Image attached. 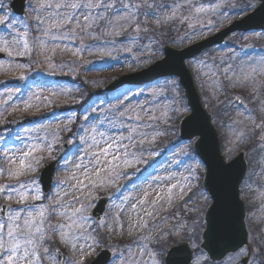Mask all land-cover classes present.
I'll return each instance as SVG.
<instances>
[{"label":"snow or ice","instance_id":"obj_1","mask_svg":"<svg viewBox=\"0 0 264 264\" xmlns=\"http://www.w3.org/2000/svg\"><path fill=\"white\" fill-rule=\"evenodd\" d=\"M260 6L264 7V0H260ZM29 7L33 8L35 14L34 31L39 33L31 42L29 40L30 26L23 20L9 19L5 0H0V12L5 13L0 16V25L4 26L5 32V35H0V53H7L9 57H13V55L32 57L35 52H38L43 57V63L47 64V75L55 74L57 65L54 63V57L57 51H71L67 47L60 49L56 42L79 40L81 43L74 51H71L73 58L80 57L85 52L91 55L94 49L99 51L101 56L110 55V52H106L101 44L111 45L114 49L117 44L115 37L128 32V29H131L129 37H135L131 39V43H136L141 33H152V36L148 37L151 41L156 35V28L149 26V19L160 28L177 19H181L182 22H187L190 19L187 16L179 17L177 15L183 5L175 3V0L171 4L167 0H36L35 6L29 4ZM253 8H255L254 3L244 5L245 10ZM212 23L211 20L208 21V24ZM17 24L24 30L18 31ZM189 27L191 28L193 25L189 24ZM160 35L164 34L161 32ZM86 37L96 43H83ZM102 37H112L113 39H102ZM188 38L191 39V37ZM124 50L130 52L132 49L126 47ZM33 63L39 65L41 60L37 59ZM73 63H75V59ZM85 63L92 62L86 61ZM197 63L203 64L204 62L198 61ZM253 63L260 66V72H257L256 67H252V72L257 75L264 74V58ZM221 64L224 77L218 84L215 79L218 71L215 68L210 72L203 73L197 69L198 74L204 75L216 85L212 89L213 98L218 99L217 93L223 91L226 86L249 87L251 76L245 72L243 67L237 73L231 64L224 65L223 61ZM65 66L64 63L59 65L61 68ZM5 67L11 71L13 66L11 64L5 66L0 62V69H5ZM15 67L34 70L37 73V78H39L40 72L45 71L42 67L32 69L31 65L22 63L16 64ZM228 73H232V75H228ZM17 78L26 79L25 71H20ZM225 81L227 85H225ZM169 85V90L176 93L179 87L177 81L173 79ZM36 86L42 85L36 84ZM15 91L10 90L7 98L0 102V105H6L8 100L15 95ZM158 94L163 93H153V95ZM251 94L253 96L257 94L255 87L251 89ZM55 96V92L48 95L33 92L29 99L51 103V98ZM123 99H129V97L125 95ZM208 103L211 106L212 98H209ZM241 106H243V102H241ZM32 107V104L25 103L26 109ZM167 108L168 106H165L164 111L155 115L151 109H145L143 105L122 107L121 104H116L109 110L111 115L105 116L103 119L96 116L94 120H90L89 116L85 114L84 120L88 122V127L82 126L79 129L82 134L79 136V144L71 161L74 171L63 178L58 177L56 181L58 190L47 197L42 195L39 181L35 176L28 181H23L20 177L36 172L45 159H54L53 152L57 141L60 140L58 133L62 130L70 132L71 128L68 124L63 125L62 128L58 125L52 131L50 142H48L47 135L39 143H24L19 134L9 137V142L21 141L22 147L13 149H9L6 145L0 147V179L15 181V184L0 183V198L8 201V203L0 204V264H83L82 257L85 254V249H89L88 254H91L102 243L91 234L89 229L96 231L101 227H111L104 220H98L93 229L92 217L86 214L92 207L93 192L107 186L115 187L116 182L126 174L124 170L133 166V161L136 163L146 162L143 160L144 145L155 144L159 137L165 135L164 131L159 130V125L152 122L167 123L171 120L172 116L169 115ZM182 109L187 110L183 104L173 107L171 109L173 116L178 118L182 114ZM92 111L96 112L97 110L93 108ZM140 112H144L145 115H140ZM245 114L252 125V128L249 129L253 133L251 138L256 139L258 135L261 141L259 147L264 150V98L259 101L257 115L254 116L251 109H248L246 113H241V115ZM71 122L70 118L69 124ZM239 123H243V121H239ZM39 130L33 128L26 129L25 132L27 134ZM246 135V133L240 132L238 140H244ZM3 141L4 137L0 136V142ZM193 144L197 148L199 147L198 141H193ZM45 152L47 156L43 155ZM182 154L188 155L187 152ZM68 163L69 161L65 158V167ZM233 163L224 165L221 161V167L231 168ZM200 168L199 164L190 167L188 174L181 176L180 179L171 174L163 177L156 176L154 180L145 178L144 183L147 186L143 189L137 188V191L142 192L139 199L131 193L127 196L120 193L121 204L114 206L116 208L114 216L116 224L123 230L124 223L120 221V214L126 211L125 206H129L127 207L129 231L147 229L137 237L136 241H133V243L144 241L139 252L131 253V249H129L130 257L124 261V264H224L225 260H227V264H264V231L261 229H253L260 235H253L250 241L246 236L243 242L233 248H226L220 256L214 252L215 238L235 230L227 185H223L219 189L212 186L198 189L200 198L209 205L207 230L203 233V243H201L199 216L191 223L185 220L170 227L161 228L156 225L149 228V221L159 212L167 211L165 205L171 207L177 199L184 201L186 212L198 213L200 211L193 199L197 193L187 195L192 193L194 187H197L195 182L199 181ZM208 175H212L211 168L208 169ZM259 175L264 178V167L261 168ZM157 181L160 183L156 188H153L152 184ZM165 181L169 183L165 185ZM172 181L175 182L172 183ZM29 185L33 187L30 189ZM117 192H120L119 188H117ZM261 195L264 197V193ZM149 197L152 199L150 200ZM45 200L47 203L43 202ZM13 201L15 204L12 203ZM37 201H41V203H35ZM132 201L135 202L132 203ZM190 201L193 202L192 208L187 207ZM167 219V216L160 217L161 222H166ZM260 222L264 226V217L260 218ZM157 228H159L158 231ZM177 236L180 246L166 250L165 240ZM81 240L85 241V244L78 247ZM89 240L91 243H87ZM189 241L192 242L196 253L195 257L189 256L185 261L176 259L183 253L184 247ZM57 243L72 252L73 256L79 254V258L65 257L60 248L56 247ZM153 243L155 247H150ZM145 255L148 257L147 261L143 260Z\"/></svg>","mask_w":264,"mask_h":264},{"label":"rangeland","instance_id":"obj_2","mask_svg":"<svg viewBox=\"0 0 264 264\" xmlns=\"http://www.w3.org/2000/svg\"><path fill=\"white\" fill-rule=\"evenodd\" d=\"M11 0H5L7 5L6 11L9 13V19L16 21L23 20L24 23L30 26V42L34 39L36 33L34 31V12L33 8L29 7V4L35 6L36 0H26L24 13L21 16H15L10 10L9 3ZM168 3H173V0H167ZM175 3L183 5L177 15L179 17L187 16L190 19L187 22H182L181 19H177L173 22L167 23L163 28L155 25L151 19H149V26L156 28V35L150 41L148 39L150 35L140 34V38L136 43H131V39L135 37H129L131 29L128 32L122 33L120 36L115 37L117 44L113 49L111 45L104 46L106 52H110V55L101 56L99 51L94 49L93 54L89 55L87 52L82 56L73 58L71 51L81 43L79 40L72 41H60V49L67 47L71 51L58 50L54 63L57 65L54 75H47V64L43 63V57L40 53L35 52L32 57H9L7 53L4 54L5 59L0 60L5 66L11 64L12 70L8 71L7 68L0 69V102L7 98L8 92L15 91V95L12 96L6 105H0V136L4 137V141L0 142V147L5 145L9 149L14 147H22L21 141L9 142V137L19 134L22 137L24 143H39L43 140L44 136H48V142L52 140V131L57 126L63 127L68 124L71 131H60L58 135L60 140L57 141L53 156L58 154L60 145L66 143V151L64 155L58 159L53 176L52 186L50 191L44 196H51L58 189L56 188L57 178H63L70 175L74 171L71 161L73 160V153L79 144V136L82 134L79 129L88 127V122L84 120V115L87 114L90 120H94L96 116L103 119L105 116H110L109 111L116 104L121 106L137 107V105H143L145 109H151L153 114L159 115L161 111L165 110V106H168L167 110L172 119L167 123L161 121L152 122L159 125V130L167 132L177 136L178 123L181 117L185 116L189 112V108L186 106L185 101L181 100L180 93L177 91L173 93L169 90V82L174 78H163L154 83L145 84L140 87H128L125 86L118 91L105 95L101 93L102 88L109 82L117 79L124 74H132L139 72L149 66L151 63L159 60L162 57V46L170 45L175 49H181L193 43H196L208 36L218 32L235 19H240L244 15L248 14L252 9H244V5L248 4L245 0H175ZM255 4V3H254ZM200 10V11H197ZM5 13L0 12V16ZM213 23L210 25L208 21ZM189 24L193 27H189ZM17 30L23 31L24 29L17 24ZM99 32V30H96ZM164 35L161 36L160 33ZM0 35H5L4 26L0 25ZM145 35V36H144ZM167 35H171L172 39L167 38ZM188 37H191L189 39ZM102 39H113L112 37H102ZM83 43L93 44L96 43L89 38H85ZM167 43V44H165ZM126 47H130L132 50L125 51ZM264 58V32L248 33L245 35L229 36L224 46L215 48L212 51L203 53L196 59L189 62V69L193 76L195 83L198 85L197 89L200 94V99L203 107L211 114L214 115V111L217 108L218 124L214 126L219 135V141L222 154L226 160L233 158L240 150L245 151L247 161L246 175L240 185V197L245 203L246 218L245 222L249 233L250 240L253 235H260L259 232H254L253 229H261L264 231V226L261 225L260 218L264 217V178L259 173L261 168L264 167V150L259 145L261 141L258 138L252 139L253 133L249 131L252 128L251 123L248 120V116L241 115L246 113L248 109L252 110V114L257 115V107L261 98H264V74L257 75L252 72V67L257 68V72H260V66L253 63ZM41 60V64L37 65L33 63L35 60ZM75 59V63L73 60ZM86 61L92 63L87 64ZM203 61V64L197 63ZM223 61L224 65L231 64L237 73L240 72V68L243 67L245 72L250 74L251 79L248 88L231 87L226 86L223 91L217 93L218 99L212 97V89L214 86L212 80H208L204 75L198 74L197 69L203 72H210L213 68L218 71V75L215 77L217 84L223 80L224 73L222 70ZM31 65L32 69L42 67L45 71L37 73L34 70L17 69L16 64ZM61 63L66 64L61 68ZM206 65V66H205ZM251 65V66H249ZM75 69V70H73ZM20 71H25L26 79L20 80L17 78ZM232 75V73H228ZM36 80V83H34ZM176 80V79H175ZM177 81V80H176ZM254 81V83H252ZM227 85V82H224ZM36 84L42 86L37 87ZM200 87V89L198 88ZM255 87L257 94L253 96L251 89ZM33 92L40 93L41 95H48L51 92H55L56 96L51 98V103L47 101L30 100L29 97ZM162 92L163 94L153 95V93ZM127 95L129 99H123ZM224 96V100H222ZM209 98H212L211 106L208 103ZM243 102V106H241ZM25 103L33 105L32 108L26 109ZM183 104L186 107V111L182 109V114L177 118L173 116L171 109L173 107H179ZM81 105V106H80ZM232 106V107H231ZM95 108L97 111L93 112ZM139 111V108H137ZM140 115L144 116V112H140ZM219 117V118H218ZM71 123L69 124V119ZM30 119V122L23 127H13V123L18 120ZM213 119V118H212ZM243 121V123H239ZM259 122V121H257ZM40 129L37 132H28L25 130ZM246 128V130H244ZM47 129V131H45ZM240 132L246 133L244 140H238ZM170 136V135H168ZM161 136L157 139L155 144L144 145L143 160L146 162L136 163L133 161L131 168L125 169V175L116 182V186H107L98 191L93 192L94 199L92 200V207L89 208L87 215L91 216V211L94 208L96 202L100 198L106 199L105 212L102 220H104L110 228H99L96 231L89 229L93 236L101 240L102 243L96 247L94 252L88 254L89 249H85L83 255V264H88L100 250H107L111 253V259L108 264H124V261L130 257L129 249L131 253H138L142 247L144 241L137 240L143 232L147 229H136L134 232L129 231L127 207L126 211L120 214V221L124 223V228H121L116 224L114 216L116 213L115 205H120L122 193L124 196L130 193L136 196L137 199L142 195L141 191H137V188L143 189L147 185L144 183L145 178H154L156 176L174 175L177 179L181 176L188 174L190 167H195L197 164L201 165L200 178L197 187L192 189V193L187 195L194 196V202L200 209L197 212H186L184 207V201L177 199L173 206L169 207L165 205L167 211L159 212L149 221V228L159 225L161 228L170 227L179 222L187 220L191 223L199 216L200 232L203 228V213L208 205L203 201L198 193V189L202 188V176L204 174V166L200 160L195 156L191 150L190 142H167V145L161 144ZM46 143V142H45ZM248 146L253 150L249 151ZM183 152H187L188 155H183ZM47 156V153H43ZM65 158L69 161L67 167L64 165ZM53 159H45L40 164L38 170L34 173L21 176L23 181L30 180L33 176L39 181V173L49 161ZM15 184V181H5L0 179V183ZM175 181H172L174 183ZM131 183V184H130ZM160 182L152 184L153 188L157 187ZM169 182L165 181L167 185ZM248 185V187H245ZM33 186L29 185L31 189ZM40 187V184H39ZM117 188L120 192H117ZM159 190V189H157ZM43 195V194H42ZM119 197V198H118ZM151 200L152 197H149ZM187 199V196H185ZM47 203V201H43ZM135 201H132L134 203ZM8 203V201L0 198V204ZM15 204V201L12 202ZM35 203H41L37 201ZM188 208L193 207V202L187 204ZM142 214V213H141ZM167 216L166 222H161L160 217ZM189 217V218H188ZM191 217V219H190ZM55 222V221H53ZM93 229L96 226V222L91 221ZM128 225V226H127ZM127 226V227H126ZM159 228H157V231ZM179 241V237L172 239H166V250L176 245ZM91 243V241H87ZM85 244V241L81 240L78 243V247ZM188 245L194 251L192 257L194 258L196 253L192 247V242L189 241ZM56 247H59L65 257L73 256L67 248L57 243ZM150 247H155L153 243ZM119 254H123L120 256ZM73 258H79V254L73 256ZM148 257L143 256V260L147 261ZM227 264V260L224 261Z\"/></svg>","mask_w":264,"mask_h":264},{"label":"water","instance_id":"obj_3","mask_svg":"<svg viewBox=\"0 0 264 264\" xmlns=\"http://www.w3.org/2000/svg\"><path fill=\"white\" fill-rule=\"evenodd\" d=\"M257 2L256 8L246 15L244 18L234 21L229 26L218 32L217 34L206 38L194 45H190L182 50L163 47V58L154 62L148 68L132 74H125L117 78L115 81L107 84L103 92L106 94L113 93L123 86L138 87L143 84H150L165 77H176L178 84L182 88L183 96L189 107V114L184 116L178 126V136L180 141H198L199 147L193 144L195 155L199 158L205 167L203 176V188L208 186L219 189L223 185H227L229 190V206L234 220L235 230L232 233L218 235L214 242L213 248L217 256H220L226 248H233L247 239L249 234L245 223V205L239 197V185L244 178L246 172V161L244 151H240L233 159L226 162L221 153L218 134L211 123V115L205 110L200 102L199 95L193 83L192 76L186 65V60L193 58L203 50L222 44L225 38L232 32L250 30H264V7L260 6V0H248ZM25 6V0H12L10 8L16 15H22ZM3 55L0 54V58ZM187 121V122H185ZM28 120L15 122L16 126H22ZM66 145L63 144L59 156L63 155ZM221 161L224 165L233 163L231 168L221 167ZM56 161L49 164L40 175V183L43 193H47L51 184V176ZM211 168L212 175H208V169ZM105 199H100L92 211V217L97 222L101 220L104 213ZM209 206V205H208ZM207 210L203 216L204 228L201 232V243L204 242L203 233L207 230ZM176 246L171 247H179ZM231 254V253H229ZM192 256V250L188 244L184 247L183 253L178 255L176 259L185 261ZM110 259V253L102 250L96 258L89 264H106Z\"/></svg>","mask_w":264,"mask_h":264},{"label":"trees","instance_id":"obj_4","mask_svg":"<svg viewBox=\"0 0 264 264\" xmlns=\"http://www.w3.org/2000/svg\"><path fill=\"white\" fill-rule=\"evenodd\" d=\"M178 91L180 92V89H178ZM220 97H223L222 98V100H224V96H220ZM232 107V106H231ZM218 113H217V108L215 109V111H214V115H213V121L215 122V124H218V122H219V120L217 119V117H216V115H217ZM219 118V117H218ZM166 129H168V128H166ZM166 129L164 130V132H165V135H163L164 137H162L161 138V144L163 143L164 145H167V142H171V139L172 138H174V140L172 141V143H176L177 142V136H176V134L174 133V135L173 136H171V134L170 133H168L167 132V135H166ZM244 130H246V128L244 129ZM168 135H170V136H168ZM248 150L249 151H251V150H253L250 146H248ZM192 150V149H191ZM189 218V217H188ZM191 218V217H190Z\"/></svg>","mask_w":264,"mask_h":264},{"label":"bare ground","instance_id":"obj_5","mask_svg":"<svg viewBox=\"0 0 264 264\" xmlns=\"http://www.w3.org/2000/svg\"><path fill=\"white\" fill-rule=\"evenodd\" d=\"M130 184H131V183H130ZM127 226H128V225H127ZM127 226H126V227H127Z\"/></svg>","mask_w":264,"mask_h":264}]
</instances>
